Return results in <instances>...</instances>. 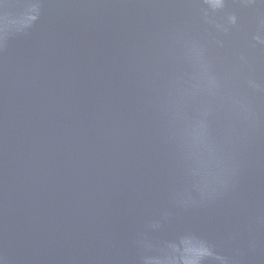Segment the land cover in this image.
<instances>
[{
	"label": "water",
	"instance_id": "obj_1",
	"mask_svg": "<svg viewBox=\"0 0 264 264\" xmlns=\"http://www.w3.org/2000/svg\"><path fill=\"white\" fill-rule=\"evenodd\" d=\"M0 264H264V0H0Z\"/></svg>",
	"mask_w": 264,
	"mask_h": 264
}]
</instances>
